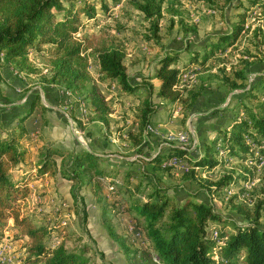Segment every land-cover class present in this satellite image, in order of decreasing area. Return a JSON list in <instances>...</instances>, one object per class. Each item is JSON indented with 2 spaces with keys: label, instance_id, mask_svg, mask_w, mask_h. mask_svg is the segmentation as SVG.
Wrapping results in <instances>:
<instances>
[{
  "label": "trees",
  "instance_id": "16d2710c",
  "mask_svg": "<svg viewBox=\"0 0 264 264\" xmlns=\"http://www.w3.org/2000/svg\"><path fill=\"white\" fill-rule=\"evenodd\" d=\"M164 1L130 0V4L149 21L148 28L154 39L158 36V19L162 15ZM230 1L222 0V6ZM246 1L256 8L259 23L255 30L263 40L264 0ZM241 5V1H237V8ZM100 7L107 9L105 0H100ZM94 15L93 0H0V64L25 73L37 72L39 69L29 61L27 50L29 47L39 50L46 45L49 75L44 79L82 93L87 100L86 114L89 118L107 126L110 103L88 71V55H93L100 78L114 82L119 93L136 98L133 127H122L118 134L137 146L155 111L150 97L153 88L150 78L158 79L157 96L168 102H179L186 108L192 107L205 87L200 85L198 89H188L178 85L177 49L164 50L156 59L154 73L141 75L142 81L132 82L124 61L126 50L115 34L101 29L76 35L83 24L81 16L88 19ZM244 15L245 11H238L229 31L204 40L199 44V50H188L186 45L189 62L198 61L202 66L214 49H221L226 42H232L243 27ZM233 73V77L225 76L227 84L230 88L242 87L241 97L254 102L247 105L239 99L237 105L241 113L230 110L226 121L215 128L211 138L202 141L203 149L196 154L169 141L165 149H156L149 155L138 150L132 159L124 156L113 159L109 154H100L86 147L60 146L49 140L35 147V170L23 168L24 172L17 173L18 166L29 156V151L21 145L23 140L30 142L31 139L24 120L35 107L39 109L40 118L46 119V106L38 93L27 94L20 103V109L13 113L12 123L4 125L0 121V233L10 219L14 236L24 237L21 254L15 264H95L87 242L73 248H67L61 242L47 245L44 236L50 232V226L37 224L22 209L21 202L29 190L27 181L45 173L59 175L75 184L79 191L72 193L73 201L83 199L80 193L83 187H88L96 198L100 193L104 195L101 190L105 186L107 197H110L108 192L120 194L119 199L110 202L112 210L128 212L133 225L143 231L146 242L144 247H128L114 228L106 224L109 236L128 255L129 264H264V224L259 221L262 201L251 209L242 203H233L234 211L242 222L229 219L214 209L209 194L233 179L223 174L216 179L201 175L202 170L214 166L224 155L238 159L245 156L253 158L254 154L256 159L258 155L259 158L264 156L261 155L264 154V96L260 98L256 93L264 94V75L244 87L245 73L242 70ZM4 106L0 102V110ZM168 156L184 158L189 163L181 178L195 183L194 191L182 189L181 197H177L143 167V163H149L151 170L169 169L170 165L161 166ZM134 162H137L136 167L132 165ZM199 190L204 191L208 200L196 197ZM102 218L106 220L105 215ZM226 225L231 226V230L225 229ZM213 229L215 236L212 235ZM135 253L139 256L138 261L133 257L130 260L129 255Z\"/></svg>",
  "mask_w": 264,
  "mask_h": 264
},
{
  "label": "rangeland",
  "instance_id": "374dc122",
  "mask_svg": "<svg viewBox=\"0 0 264 264\" xmlns=\"http://www.w3.org/2000/svg\"><path fill=\"white\" fill-rule=\"evenodd\" d=\"M93 1L95 15L88 19L81 16L83 24L76 35L95 33L101 29L115 34L126 50L124 61L132 82L142 81L141 75H152L157 65L156 59L164 50L177 49L179 53L176 65L180 69L178 85L188 89H198L202 85L205 89L192 107L186 108L179 102H168L157 96L158 79L150 78L153 84L150 97L155 104V111L143 131L142 141L133 146L125 136L118 134V129L127 125L133 127V104L136 98L119 93L114 82L101 79L93 55H88V71L110 103L107 126L97 119L89 118L86 114L87 100H84L82 93L72 91L62 83L44 79L49 75L46 45L39 50L29 47L28 59L39 71L25 73L16 68L9 69L11 75L20 79L15 80L12 85L16 95L13 99L5 90V84L9 86V83L3 76H7L8 72L0 74L1 103H6L4 96L9 98L8 101H14L36 92L46 106L45 120L40 118L38 107L26 118L31 139L30 142L23 140L21 145L29 151V156L25 163L18 166L17 173L24 172L23 168L35 170V147L38 143L49 140H53L55 144L58 142L57 145L60 146L86 147L100 154H109L113 159L121 156L132 159L138 150L149 155L156 149H165L169 141L185 146L191 154H196L203 149L202 141L211 138L215 128L226 121L230 110H239L241 113L240 106L237 105L239 99L247 105L253 104V99L241 97L242 87L230 88L224 79L225 76L233 77L234 71L242 70L246 75L244 87H247L264 75V39L261 40L255 30L259 16L255 6L246 0H232L224 7L222 0H166L162 4V15L158 19L156 39L150 34L149 21L130 4V0H105L106 10L100 7V0ZM237 1L242 3L239 8L236 6ZM219 5L222 8H218ZM238 11H245L239 35L232 42L223 44V48L214 49L202 66L198 61L189 62L186 56L187 46L188 50H199V44L204 40L214 34L229 31L237 19ZM238 80L237 78L236 81ZM256 93L260 98L264 96L260 91ZM22 100L15 104L16 110L22 106ZM2 120L3 118L0 119ZM254 156L238 159L224 155L214 166L202 170L201 175L216 179L223 174L233 179L218 191L209 194V200L216 211L229 219L242 222L232 204L242 203L251 209L262 201L259 221L264 224V156L259 158L258 155V159ZM172 157L175 158L174 162H171ZM132 165L136 167L137 162ZM168 165L171 168L151 170L149 163H143L144 169L151 172L160 184L168 187L169 193L172 191L177 197H181L182 189H196L195 183L181 178L182 171L189 165L184 158L168 156L161 162V166ZM27 184L29 190L21 202L22 209L37 224L50 226V232L44 236L47 245L53 246L61 242L67 248H73L81 242H87L90 246L88 251L95 264H129L128 255L123 253L107 232L106 224L109 223L128 247L145 246L143 231L133 225L131 215L124 210H112L110 202L112 199H119L120 194L108 192L110 197H107L106 186L101 190L104 195L100 193L99 198H96L93 194V198L89 193L86 200L85 192L89 188L83 187L80 189L83 199L73 201L72 193L79 190H76L75 184L59 175L45 173L40 177L30 178ZM90 197L95 201H90ZM196 197L208 200L202 190L197 191ZM101 214L106 217L102 222ZM11 224L9 219L7 226L1 230L0 243L3 242L7 257L16 263L21 254L24 237H15ZM220 225L222 224L218 227ZM225 227L231 230V226ZM134 255H129L130 260L133 257L138 261L139 256L136 253Z\"/></svg>",
  "mask_w": 264,
  "mask_h": 264
},
{
  "label": "crops",
  "instance_id": "0c3cea01",
  "mask_svg": "<svg viewBox=\"0 0 264 264\" xmlns=\"http://www.w3.org/2000/svg\"><path fill=\"white\" fill-rule=\"evenodd\" d=\"M9 69H11L10 67H8V66H6V65H4V64H2L1 66H0V74L2 73H6V72H8L7 74V76H5V74H4V76H3V78H6L5 80L9 83V86H7L6 84H5V90L7 91V94L13 99V97H15L16 95H15V91L12 89V85H14V83H15V80H19L20 81V79H18L17 78V76L15 77L14 75H11V73H9L10 71H9ZM7 83V84H8ZM2 83H0V85H1ZM1 88V87H0ZM2 93H4V91L2 90ZM5 94V93H4ZM0 96H1V94H0ZM7 96V95H6ZM8 96V97H9ZM24 97H22L21 99H23ZM4 99L6 100V103H5V108L3 109V110H0V118L2 117L4 120L3 121H1V122H4V125H7V124H10V123H12V121H13V119H12V115H13V113L15 112V110H16V103H18L21 99H15L14 101L13 100H10V101H8L9 100V98H7V97H5L4 96ZM4 105V104H3ZM13 105H15V106H13ZM47 111V110H46ZM24 124H25V126H26V129L28 130L29 128H28V126H27V124H26V119L24 120ZM36 135V134H35ZM58 143V142H57ZM60 145V144H59ZM62 146V145H61ZM66 146V145H65ZM82 192H85V190L83 191L82 190ZM89 193H91L92 194V192L91 191H87V192H85V194H87L86 195V197H85V200L87 199V197H89ZM93 195V194H92ZM96 197V196H95ZM93 198H94V195H93ZM90 199H91V197H90ZM93 199H91L90 201H92ZM97 201H98V199H96ZM93 201H95V199L93 200ZM97 203V205L99 206V204H98V202H96ZM102 208V207H101ZM102 219L103 218H101V222H102ZM97 230V229H96Z\"/></svg>",
  "mask_w": 264,
  "mask_h": 264
},
{
  "label": "built area",
  "instance_id": "2783aa9c",
  "mask_svg": "<svg viewBox=\"0 0 264 264\" xmlns=\"http://www.w3.org/2000/svg\"><path fill=\"white\" fill-rule=\"evenodd\" d=\"M170 138V136H169ZM175 158H171V162H174ZM212 235L215 236V229L212 230ZM0 264H15L9 257L6 255L5 247L3 246V242L0 243Z\"/></svg>",
  "mask_w": 264,
  "mask_h": 264
}]
</instances>
